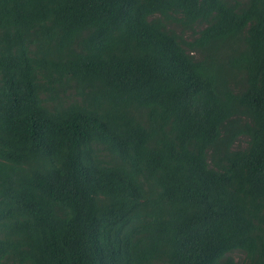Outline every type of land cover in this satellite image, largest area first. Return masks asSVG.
Segmentation results:
<instances>
[{
    "label": "trees",
    "instance_id": "16d2710c",
    "mask_svg": "<svg viewBox=\"0 0 264 264\" xmlns=\"http://www.w3.org/2000/svg\"><path fill=\"white\" fill-rule=\"evenodd\" d=\"M0 264H264V0H0Z\"/></svg>",
    "mask_w": 264,
    "mask_h": 264
},
{
    "label": "rangeland",
    "instance_id": "374dc122",
    "mask_svg": "<svg viewBox=\"0 0 264 264\" xmlns=\"http://www.w3.org/2000/svg\"><path fill=\"white\" fill-rule=\"evenodd\" d=\"M237 258H238V255H237Z\"/></svg>",
    "mask_w": 264,
    "mask_h": 264
}]
</instances>
